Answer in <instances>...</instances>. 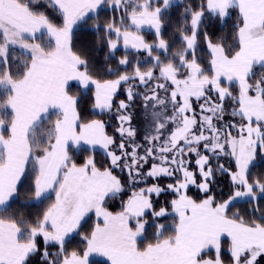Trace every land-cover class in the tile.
Masks as SVG:
<instances>
[{"label": "snow or ice", "instance_id": "1", "mask_svg": "<svg viewBox=\"0 0 264 264\" xmlns=\"http://www.w3.org/2000/svg\"><path fill=\"white\" fill-rule=\"evenodd\" d=\"M180 4L0 0V264H264V0Z\"/></svg>", "mask_w": 264, "mask_h": 264}, {"label": "trees", "instance_id": "2", "mask_svg": "<svg viewBox=\"0 0 264 264\" xmlns=\"http://www.w3.org/2000/svg\"><path fill=\"white\" fill-rule=\"evenodd\" d=\"M188 0H184V3H187ZM173 4L174 7L171 10V13L166 12L164 14L165 16V20H166V25H165V29H164V36L165 39H170L172 37V34L174 32V30L176 29L178 23L180 22V17H179V13L180 10L182 9L183 5L180 4V0H173ZM112 13L108 12V17L111 18ZM236 17L235 15H233L231 17V19L228 20L227 25L224 26H216L213 29L215 31L216 36H222V35H227L230 39L231 34H232V25L235 23ZM104 22L103 19V14H101V23ZM205 23H207V21H205ZM89 24H91V21H89ZM142 35L145 36L146 39H148L149 41H151L153 39V35H152V30H145L144 28L142 29L141 32ZM77 35L80 36V43H78V47L80 46V44H83L85 46H88L90 49L93 48L94 46H97L99 41H98V37L97 35L92 32L91 30L88 31H82L81 29H77ZM180 46V42L179 40H176L175 44L172 46V50L175 51L176 48H178ZM123 52V49L121 48V51L118 52L116 55L117 57H119V55H121V53ZM14 55H16L17 57H20L21 59H23L22 55L20 52L14 50ZM90 55L92 57H94L95 59L100 60L101 62H103V58H104V52L103 51H99V50H92L90 52ZM197 55L205 58L206 59V51L203 49V46H201L198 50H197ZM257 72V74H259V72L261 71V69L257 68L255 70ZM105 78H109V77H105ZM72 93L73 94H77L79 96V105L80 108L83 109L85 107H87V109L90 111L91 110V96H92V92L88 91V90H84V89H79L77 85L73 82V87H72ZM89 111H85L83 113L84 117L87 118H91L89 116ZM130 111L136 113V115H134L133 120H140L141 123V117H140V108H139V100L136 102V104L130 109ZM54 118V117H53ZM105 119L107 120V116H105ZM109 124L111 125L112 123H115V121H108ZM109 133H111L113 131V129L111 127L108 128ZM102 158V154L98 151L97 152V159H101ZM264 171V167H260V168H253L252 169V173L255 175L256 173L262 172ZM225 185L227 184V181H224ZM26 198V194L22 193L21 194V199H25ZM163 199V198H161ZM44 207V205H40V208L37 209L35 207H33L31 209V211L35 212L38 211L40 209H42ZM117 207H118V202H117ZM237 207L238 208H242V207H247L246 203L243 202H238L237 203ZM171 222V219H169V223ZM78 239V238H77ZM147 242V241H145ZM75 243V242H74ZM69 247H72V245H70Z\"/></svg>", "mask_w": 264, "mask_h": 264}, {"label": "rangeland", "instance_id": "3", "mask_svg": "<svg viewBox=\"0 0 264 264\" xmlns=\"http://www.w3.org/2000/svg\"><path fill=\"white\" fill-rule=\"evenodd\" d=\"M145 30H151L149 27H147V29H145ZM16 51H18V52H20L21 53V50L20 49H15ZM75 83V82H74ZM140 112V111H139ZM140 115V114H139ZM133 126L134 127H141V123H140V120L138 121V120H133ZM143 131V130H142ZM239 202H243V201H239Z\"/></svg>", "mask_w": 264, "mask_h": 264}, {"label": "crops", "instance_id": "4", "mask_svg": "<svg viewBox=\"0 0 264 264\" xmlns=\"http://www.w3.org/2000/svg\"><path fill=\"white\" fill-rule=\"evenodd\" d=\"M144 29H147V26L144 27ZM96 260H102L103 258L101 257H95Z\"/></svg>", "mask_w": 264, "mask_h": 264}]
</instances>
